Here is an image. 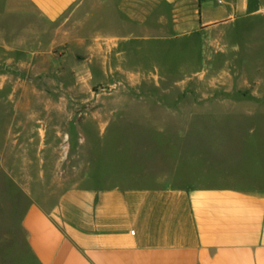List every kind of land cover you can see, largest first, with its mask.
<instances>
[{
    "label": "rangeland",
    "instance_id": "obj_1",
    "mask_svg": "<svg viewBox=\"0 0 264 264\" xmlns=\"http://www.w3.org/2000/svg\"><path fill=\"white\" fill-rule=\"evenodd\" d=\"M25 17L0 0V27ZM87 47L0 60V264H37L22 225L27 207L51 204L101 153L149 152L157 171L178 180L244 185L252 171L264 175V14L181 43L140 45L108 62L109 75L99 46ZM143 118L151 121H134Z\"/></svg>",
    "mask_w": 264,
    "mask_h": 264
},
{
    "label": "crops",
    "instance_id": "obj_2",
    "mask_svg": "<svg viewBox=\"0 0 264 264\" xmlns=\"http://www.w3.org/2000/svg\"><path fill=\"white\" fill-rule=\"evenodd\" d=\"M5 10L26 17L1 23L0 60L98 45L109 75L108 62L140 45L262 19L264 0H5ZM99 157L51 204L27 207L22 225L37 264H264V175L257 181L252 171L244 185L202 175L178 180L157 171L149 152Z\"/></svg>",
    "mask_w": 264,
    "mask_h": 264
},
{
    "label": "built area",
    "instance_id": "obj_3",
    "mask_svg": "<svg viewBox=\"0 0 264 264\" xmlns=\"http://www.w3.org/2000/svg\"><path fill=\"white\" fill-rule=\"evenodd\" d=\"M219 2H222V0H219Z\"/></svg>",
    "mask_w": 264,
    "mask_h": 264
}]
</instances>
